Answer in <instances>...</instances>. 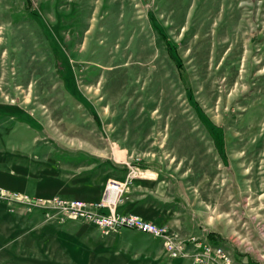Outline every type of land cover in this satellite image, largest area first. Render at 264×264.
I'll use <instances>...</instances> for the list:
<instances>
[{"label":"rangeland","instance_id":"374dc122","mask_svg":"<svg viewBox=\"0 0 264 264\" xmlns=\"http://www.w3.org/2000/svg\"><path fill=\"white\" fill-rule=\"evenodd\" d=\"M130 188L147 214L122 211ZM0 189V235L61 217L139 263L226 264L195 262L209 246L264 264V0H0ZM64 201L109 203L184 251Z\"/></svg>","mask_w":264,"mask_h":264},{"label":"crops","instance_id":"0c3cea01","mask_svg":"<svg viewBox=\"0 0 264 264\" xmlns=\"http://www.w3.org/2000/svg\"><path fill=\"white\" fill-rule=\"evenodd\" d=\"M128 174L125 179H116L121 183H125L128 179L130 181L134 177L131 173V175ZM113 189L118 188L113 187ZM125 194L126 197L121 198L124 205L126 203H133L135 198L148 196L147 193H137L135 189L131 190V188L128 190L123 189L121 195L124 196ZM147 206L151 205H141L139 208L126 205L122 211L145 215L147 214V211H145ZM142 207L143 209H141ZM9 217L7 214L6 218L8 219ZM7 225L3 234L0 235V241L8 243L5 247L1 248L3 264H22L20 260L28 256L38 259L40 261L39 264H58L57 261L60 259L64 260L66 264H144L139 263L137 253L136 251L132 252V249L124 253L119 252L118 247H112L107 250L104 242L116 245L123 243V241L129 242L126 238H122L119 235L99 241L98 248L89 251V244L91 243L87 238L88 235L84 236L88 234V229H84L79 222L68 218L57 217V219L46 221L20 219L13 225ZM9 228H12V231Z\"/></svg>","mask_w":264,"mask_h":264},{"label":"built area","instance_id":"2783aa9c","mask_svg":"<svg viewBox=\"0 0 264 264\" xmlns=\"http://www.w3.org/2000/svg\"><path fill=\"white\" fill-rule=\"evenodd\" d=\"M0 194L3 197L4 192L0 189ZM61 204V205H60ZM58 204L57 209L68 216L73 215H95L94 219H97L99 225L107 230H115L121 228H130L136 229L144 233H150L157 238H162L165 240L168 245L167 251L173 257H178L183 253L184 249L181 247L180 243H174L173 238L167 234V231L164 228H161L157 224L144 220L143 218L136 215H124L118 214L115 208H109L110 213L104 214L101 211L105 209L104 207L108 206L109 203H102L100 207L102 208L98 213L91 211L88 212L85 209L88 207L87 204L78 201H64ZM103 214V215H99ZM204 254H197L195 257V262H199L201 259L208 260L212 257L223 258L226 264H230V259L223 253L221 249L212 248L205 246L203 249Z\"/></svg>","mask_w":264,"mask_h":264},{"label":"bare ground","instance_id":"6f19581e","mask_svg":"<svg viewBox=\"0 0 264 264\" xmlns=\"http://www.w3.org/2000/svg\"><path fill=\"white\" fill-rule=\"evenodd\" d=\"M150 234V233H149ZM152 235V234H151ZM155 237V236H154Z\"/></svg>","mask_w":264,"mask_h":264}]
</instances>
